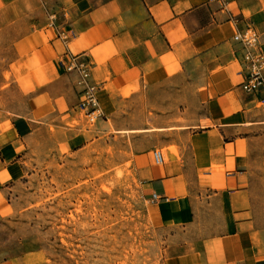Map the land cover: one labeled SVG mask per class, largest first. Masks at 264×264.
I'll list each match as a JSON object with an SVG mask.
<instances>
[{"label": "crops", "instance_id": "1", "mask_svg": "<svg viewBox=\"0 0 264 264\" xmlns=\"http://www.w3.org/2000/svg\"><path fill=\"white\" fill-rule=\"evenodd\" d=\"M247 25L264 53V0H0V216L29 147L46 137L56 147L81 144L70 141L60 107L77 111L78 75L67 66L83 62L98 86V122L152 139L132 165L155 219L187 236L168 246V260L264 264V218L251 211L248 176L264 101L240 88L245 72L232 39ZM142 94L147 108L165 111L133 110ZM169 107L192 114L175 119ZM165 135L178 150L156 165L151 152Z\"/></svg>", "mask_w": 264, "mask_h": 264}, {"label": "rangeland", "instance_id": "2", "mask_svg": "<svg viewBox=\"0 0 264 264\" xmlns=\"http://www.w3.org/2000/svg\"><path fill=\"white\" fill-rule=\"evenodd\" d=\"M144 99L142 94L133 100L132 109L150 117L165 111L147 108ZM65 109L60 107L61 119L74 132L69 139L75 143L78 137L81 144L73 150L56 147L46 137L27 149L24 173L12 189L10 207L0 216V259L14 264H172L168 246L187 236L174 235L155 219L132 165L134 151L152 139L118 132L112 119L99 123V117L93 120L76 108L70 115ZM170 110L182 121L192 114L187 107ZM253 132L250 207L257 218H264V126ZM162 139L155 148L177 152L174 137Z\"/></svg>", "mask_w": 264, "mask_h": 264}, {"label": "built area", "instance_id": "3", "mask_svg": "<svg viewBox=\"0 0 264 264\" xmlns=\"http://www.w3.org/2000/svg\"><path fill=\"white\" fill-rule=\"evenodd\" d=\"M221 5L224 0H218ZM232 39L238 44V54L243 64L245 78L239 84L242 91L250 95H262L264 101V53L259 46V35L250 25L244 29H237ZM67 70L77 72L76 86L78 87V102L76 109L82 110L85 115L95 120L102 115L97 96L98 86L89 80L90 73L83 62L73 61L68 64ZM167 149L156 147L152 149L153 163L164 164L167 160ZM155 199V195H153Z\"/></svg>", "mask_w": 264, "mask_h": 264}]
</instances>
